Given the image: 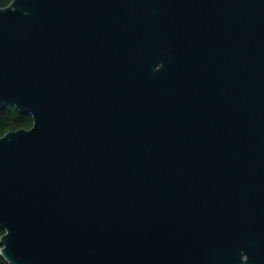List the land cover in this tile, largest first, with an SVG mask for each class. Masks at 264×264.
Wrapping results in <instances>:
<instances>
[{
	"label": "water",
	"instance_id": "1",
	"mask_svg": "<svg viewBox=\"0 0 264 264\" xmlns=\"http://www.w3.org/2000/svg\"><path fill=\"white\" fill-rule=\"evenodd\" d=\"M10 264H264V0L0 9Z\"/></svg>",
	"mask_w": 264,
	"mask_h": 264
},
{
	"label": "trees",
	"instance_id": "2",
	"mask_svg": "<svg viewBox=\"0 0 264 264\" xmlns=\"http://www.w3.org/2000/svg\"><path fill=\"white\" fill-rule=\"evenodd\" d=\"M13 0H0V9L6 8ZM33 126V118L29 114L20 113L15 106L8 104L0 108V137H3L11 132L20 129H30ZM5 234L4 230L0 228V241ZM2 245L0 243V264H10L7 262L2 254Z\"/></svg>",
	"mask_w": 264,
	"mask_h": 264
}]
</instances>
